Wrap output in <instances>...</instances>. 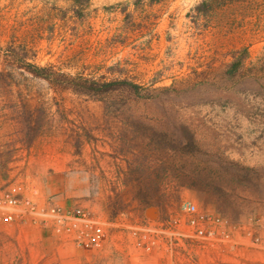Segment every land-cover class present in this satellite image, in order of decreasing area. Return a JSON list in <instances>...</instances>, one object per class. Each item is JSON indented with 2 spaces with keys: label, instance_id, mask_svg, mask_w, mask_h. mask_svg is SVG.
I'll return each instance as SVG.
<instances>
[{
  "label": "rangeland",
  "instance_id": "rangeland-1",
  "mask_svg": "<svg viewBox=\"0 0 264 264\" xmlns=\"http://www.w3.org/2000/svg\"><path fill=\"white\" fill-rule=\"evenodd\" d=\"M203 1L0 0V192L43 162L65 191L41 205L112 223L103 249L87 251L50 229L19 243L2 225L0 264H264V0H215L207 15ZM242 48L243 74L223 79ZM80 78L139 89L95 97L74 90ZM151 133L181 150L156 148ZM137 160L166 174L165 212L139 200ZM197 174L222 179L223 202L189 186ZM185 201L229 222L222 250L170 249L163 232ZM136 226L159 230L157 250L138 245Z\"/></svg>",
  "mask_w": 264,
  "mask_h": 264
},
{
  "label": "built area",
  "instance_id": "built-area-1",
  "mask_svg": "<svg viewBox=\"0 0 264 264\" xmlns=\"http://www.w3.org/2000/svg\"><path fill=\"white\" fill-rule=\"evenodd\" d=\"M38 191L30 192L25 183H15L0 192V226L32 225L52 230L66 242L82 250H101L109 240L108 223L93 217L81 208H66L58 205H41ZM181 216L172 218L163 232L170 242V249L176 245L185 248L200 246L203 249L222 250L230 242L229 222L220 215L200 210L193 202L181 205ZM264 229V217L254 220ZM126 228V227H121ZM138 245L146 251L158 249L159 230L151 226L131 228Z\"/></svg>",
  "mask_w": 264,
  "mask_h": 264
},
{
  "label": "trees",
  "instance_id": "trees-1",
  "mask_svg": "<svg viewBox=\"0 0 264 264\" xmlns=\"http://www.w3.org/2000/svg\"><path fill=\"white\" fill-rule=\"evenodd\" d=\"M83 1V0H82ZM91 0H85V2H89ZM215 0H205L203 1L198 7L197 10L199 13L207 15L212 10V5ZM239 52V51H238ZM240 56L237 54L235 57L236 59L228 64L226 68L223 71V79H227L228 81L236 80L241 74H243V71L246 69V61L249 57V50L247 48H242L240 50ZM27 71L34 75L35 77L44 79L46 81H50L52 79V76L48 74L50 69L46 68H38L35 65H28ZM52 75H58V73L52 72ZM221 74V75H222ZM220 75V74H219ZM73 79V78H72ZM82 84L78 88H82V90H79L78 88H74L75 91H82L83 93L92 95V96H100L108 93H112L116 90L123 89L124 91L132 92L133 90H138L139 86L136 84H133L129 81H111L107 83H103L100 81H96L94 79H79ZM85 85V89H83ZM77 86V85H76ZM149 139L151 140V143H153L156 148L163 149L165 151H170V149H177L181 150L177 145H172L170 141L164 140L161 136H159L156 133H151L149 136ZM178 145H186V147H190L193 149L192 145L190 144H178ZM178 147V148H177ZM139 160L136 161V166H134V169H131L132 176H136L137 183L139 186V200L147 205L148 207H159V209L162 212H165V207L163 204V198L161 196V186L165 180L166 174H144V168L143 165H140V163H137ZM131 174V172H130ZM189 181V186L194 189H199L201 191H208L215 195L218 198V201H222L225 198V191L222 189V186H220V177H217L212 174H197L193 177H188L187 179ZM220 207V205L218 204ZM222 211V214L225 215V212ZM235 221H239V217L237 215V218Z\"/></svg>",
  "mask_w": 264,
  "mask_h": 264
},
{
  "label": "crops",
  "instance_id": "crops-1",
  "mask_svg": "<svg viewBox=\"0 0 264 264\" xmlns=\"http://www.w3.org/2000/svg\"><path fill=\"white\" fill-rule=\"evenodd\" d=\"M44 163H39L41 166H35L32 170V172L29 174L28 172L26 174H15L18 175L20 180H24L27 188L30 192H32L33 188H38L41 195L37 196V200L40 203L44 202H63V191H65V188L60 185L57 186V191L54 190L56 186L53 185V183L49 184L50 181L56 178L63 177L64 174H44L42 166ZM64 171V170H63ZM64 173V172H63ZM36 186V187H35ZM36 188V189H37ZM37 189V190H38ZM60 192L62 195H58L57 197H53L57 192ZM58 194V193H57ZM66 194H68L66 192ZM54 202V203H55ZM63 207H67V204L64 203ZM6 228L10 230V233L12 237H14L19 243H25L26 241L31 240L33 243L37 241L44 240V237L49 235L50 230L44 229L40 226H32V225H22V224H15V225H7ZM153 258V257H152ZM155 259V258H154Z\"/></svg>",
  "mask_w": 264,
  "mask_h": 264
}]
</instances>
